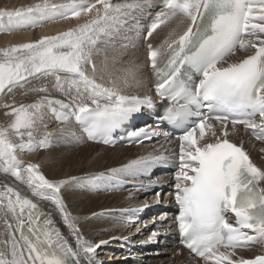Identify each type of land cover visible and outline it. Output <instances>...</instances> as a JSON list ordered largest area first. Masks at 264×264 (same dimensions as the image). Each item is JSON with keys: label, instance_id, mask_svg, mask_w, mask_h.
I'll list each match as a JSON object with an SVG mask.
<instances>
[{"label": "snow or ice", "instance_id": "6c2138e0", "mask_svg": "<svg viewBox=\"0 0 264 264\" xmlns=\"http://www.w3.org/2000/svg\"><path fill=\"white\" fill-rule=\"evenodd\" d=\"M153 3L160 10L144 30L146 58L156 78V93L168 101L160 121L183 130L178 156L148 154L106 173L59 180L48 179L39 165L21 161L18 150L52 144L51 132L36 138L38 127H47L46 109L61 123L74 117L88 139L113 144L114 129L142 109L155 107L148 95L123 94L113 80L108 85L97 82L93 60L103 51L99 44L107 46L128 19ZM81 16L89 19L55 35L0 49V93L25 89L32 79H50L52 87L68 97L67 103L43 95L32 103L3 105L10 109L5 115L11 120L0 127V172L26 185L33 196L50 201L76 241L74 248L31 199L4 185L0 214L15 219V230L5 219L8 239L0 243L7 251L0 250V264H81L82 258L85 264H100L96 250L108 241L84 240L67 211L62 188L83 180L90 187L115 189L126 177L135 179L166 165L175 167L180 243L205 264H264V253L251 258L237 253L250 246L264 248V168L253 162L242 141L229 138L243 125L245 132L264 142V0H39L26 8L0 10V30ZM169 24L174 26L154 45L149 38ZM129 45L133 42L124 47ZM237 49L252 54L230 62L227 58ZM48 91L44 83L24 94ZM159 135L147 127L129 133L145 139ZM229 216H234V223ZM158 235L153 231L144 243L155 242Z\"/></svg>", "mask_w": 264, "mask_h": 264}, {"label": "bare ground", "instance_id": "6f19581e", "mask_svg": "<svg viewBox=\"0 0 264 264\" xmlns=\"http://www.w3.org/2000/svg\"><path fill=\"white\" fill-rule=\"evenodd\" d=\"M54 1L63 2V0ZM37 2L39 0H23L19 4V0H0V10L12 11L26 8ZM159 10L153 3L142 12L135 13L134 18L127 20L119 34L115 35L107 46L98 45L103 51L95 55L93 60L97 66L95 74L97 82L108 85L110 80H113L121 88L123 94L148 95L153 100L155 107L142 109L141 112L136 113L139 114L137 116L139 118L144 116V121L140 119L134 125L124 127V133L131 129L147 127L161 135L156 136L150 142L139 145L128 146L119 142L115 146H109L88 140L74 117H69L67 121L61 123L46 109L43 123L47 127H38L36 138L39 139L45 131L51 132L53 133L52 144L48 148H37L35 151L18 150L17 156L21 161L37 164L39 170L48 179L59 180L106 173L108 169L118 168L148 154L158 155L163 152L169 157H173V153L178 156V136L156 125L165 103L154 93L156 78L146 58V41L144 40L146 31L144 30ZM88 19L87 16H81L79 19H56L35 27L13 28L10 31L0 30V49L32 42L42 36L55 35L77 24L85 23ZM173 26V24L161 26L149 39L154 45L160 44ZM128 41H132L134 46L129 45L125 48L124 45ZM250 54L252 50L238 49L227 59L235 62ZM125 81H127V86H125ZM44 83L48 87V93L27 92L24 94L26 89L39 87ZM43 95L68 102V97L63 92L52 87L50 79L48 81L32 79L25 89L16 88L12 93H0V127L7 126L11 120V117L5 115L10 110L3 107L5 103L28 104ZM237 129L236 134L230 135L229 138L237 144L242 141L244 149L249 153L253 162L258 167L264 168V152L261 151L264 148V142L257 141L250 132H245L243 125H238ZM69 133H74L75 137L70 136ZM164 133L167 137L163 135ZM15 142L19 143V140ZM174 174L175 167L172 165L156 166L146 175L135 179L124 178L123 183L115 189L106 190L103 186L90 187L83 180L78 183H69L62 188L61 196L67 211L74 218L84 240L93 244L100 240L108 241L96 250L95 260L100 264H205L202 258L194 257L180 243L175 221L178 207L174 199ZM151 183L157 186L140 187V185ZM4 185L15 188L31 199L37 205L38 212H43L50 218L63 237L75 248V237L50 201L33 196L26 185L0 172V190ZM158 192L159 197L156 195ZM134 208L141 210L131 213L124 211ZM94 213L96 215H93ZM5 219L13 225V230H15V219L10 214L7 217L0 214V241L8 239ZM229 221L233 222L234 217L229 216ZM153 231L159 233L155 242L144 243L148 241ZM15 234L19 236L18 232ZM125 237L127 239H124ZM0 250L7 251L2 243H0ZM237 253L245 258H251L264 253V248L252 246L249 249H237ZM81 264H85L83 258Z\"/></svg>", "mask_w": 264, "mask_h": 264}, {"label": "rangeland", "instance_id": "374dc122", "mask_svg": "<svg viewBox=\"0 0 264 264\" xmlns=\"http://www.w3.org/2000/svg\"><path fill=\"white\" fill-rule=\"evenodd\" d=\"M23 2V0H19V4H21ZM54 2H56V1H54ZM35 29V28H34ZM37 34V33H36Z\"/></svg>", "mask_w": 264, "mask_h": 264}]
</instances>
